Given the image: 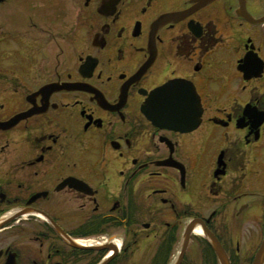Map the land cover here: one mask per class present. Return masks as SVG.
Listing matches in <instances>:
<instances>
[{"label":"flooded vegetation","instance_id":"1","mask_svg":"<svg viewBox=\"0 0 264 264\" xmlns=\"http://www.w3.org/2000/svg\"><path fill=\"white\" fill-rule=\"evenodd\" d=\"M263 242L264 0H0V264H254Z\"/></svg>","mask_w":264,"mask_h":264},{"label":"water","instance_id":"2","mask_svg":"<svg viewBox=\"0 0 264 264\" xmlns=\"http://www.w3.org/2000/svg\"><path fill=\"white\" fill-rule=\"evenodd\" d=\"M177 89H178V85L176 82L169 83L159 88L157 90L156 96L157 98H161V97L164 98L166 96H169L171 99H173L175 97V93ZM177 105H178L177 102L169 101L168 103L160 104V107H161L160 109L165 112L171 111V112H174L175 114L178 111ZM155 106L156 104L153 103L152 107H155ZM150 119L158 125H163V126H167V127H171L175 129L179 128L180 122L176 116L173 118H164V117L158 118L156 116L151 115ZM263 260H264V242L256 254V260L254 264H262Z\"/></svg>","mask_w":264,"mask_h":264}]
</instances>
